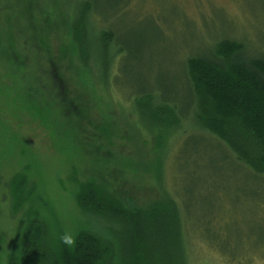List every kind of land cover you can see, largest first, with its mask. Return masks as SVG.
I'll use <instances>...</instances> for the list:
<instances>
[{"label":"rangeland","instance_id":"374dc122","mask_svg":"<svg viewBox=\"0 0 264 264\" xmlns=\"http://www.w3.org/2000/svg\"><path fill=\"white\" fill-rule=\"evenodd\" d=\"M34 1L32 11L37 16L41 0ZM91 1L97 5L102 28L115 32L112 46L122 50L113 68L107 69L101 60L97 69L92 63L91 74L79 75L74 72L80 65L75 58L73 63H60L56 72L49 70L46 51L57 59L59 47L67 41L56 25L53 33L48 32L44 52L25 51L32 54L30 65L37 63L34 74L0 67V264H7L17 235L19 216L12 215L11 181L28 166L30 186L51 203L52 216L65 230L84 221L73 199L84 174L102 172L125 197L149 201L157 195L159 184L152 172L160 168L164 186L172 195L178 191L186 217L191 218L192 264H228L202 238V230L213 219L210 235L218 233L229 246H240L245 252L260 248L264 176L250 172L216 137L199 133L190 124H183L178 136L169 138L163 163L155 138L143 132L135 142L127 125L134 127L140 120L133 104L137 94L155 90L157 95L178 99L186 61L208 57L222 40L242 43L249 58L264 57V0ZM81 77H86V84ZM51 82L58 104L48 101ZM59 86L67 87L66 100L57 96ZM45 100L53 115L43 125L32 110ZM102 127L109 128L107 141L100 139ZM79 146L85 147L82 153L76 151ZM252 258L250 264H264L258 253Z\"/></svg>","mask_w":264,"mask_h":264},{"label":"trees","instance_id":"16d2710c","mask_svg":"<svg viewBox=\"0 0 264 264\" xmlns=\"http://www.w3.org/2000/svg\"><path fill=\"white\" fill-rule=\"evenodd\" d=\"M33 7H36L34 0H0V67L3 71L34 74L32 70L38 68L37 63L30 65L32 54L26 55L25 51L35 52L32 49L38 48L44 52L49 44L48 32H54L52 25L66 33L67 41L59 47L57 59L46 51L49 56L45 54L44 58L49 59V70L56 72L61 68L60 63H73L75 58H79L80 65L74 67V72L79 75L91 74L88 71L92 63L97 69L101 60L107 69L115 66L122 50L112 46L115 32L100 25L95 2L41 0L37 16ZM81 78L86 84V77ZM52 85L51 82L47 87L48 101L58 104ZM179 86L182 96L178 99L167 94L157 95L155 90L137 94L133 104L140 120L134 127L127 125L135 142L143 138V132L152 135L164 163L169 138L178 136L183 124H190L199 133L216 137L250 172L264 176V57L249 58L242 43L222 40L208 57H192L186 61ZM58 89L60 95L57 96L66 100L67 87ZM48 101L32 110L41 116L43 125L53 115ZM78 108L80 112L83 110ZM79 117L82 119L84 113ZM99 130L100 139L107 141L109 128ZM72 133L76 135L77 131L72 130ZM81 146L76 150L79 153L85 148ZM152 173L159 184L157 195L149 201L125 197L102 172L84 174L73 193L84 221L65 230L52 216L51 203L40 196L36 186H30L31 167L28 166L13 177L10 185L12 215L19 217L7 264H192L193 243L188 232L192 228L191 218L186 217L178 191L172 195L164 186L161 169ZM214 221L208 222L202 230V238L228 264H250L254 253L264 258V238L260 240V248L245 252L240 246H229L227 239L218 233L210 235ZM66 233L74 239L71 246L62 242Z\"/></svg>","mask_w":264,"mask_h":264},{"label":"clouds","instance_id":"9594fccd","mask_svg":"<svg viewBox=\"0 0 264 264\" xmlns=\"http://www.w3.org/2000/svg\"><path fill=\"white\" fill-rule=\"evenodd\" d=\"M62 242L66 245L71 246L74 243V239L71 234L66 233L62 238Z\"/></svg>","mask_w":264,"mask_h":264}]
</instances>
